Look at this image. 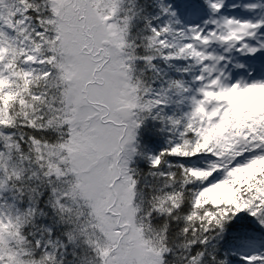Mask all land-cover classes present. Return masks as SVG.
Wrapping results in <instances>:
<instances>
[{
    "label": "snow or ice",
    "instance_id": "snow-or-ice-1",
    "mask_svg": "<svg viewBox=\"0 0 264 264\" xmlns=\"http://www.w3.org/2000/svg\"><path fill=\"white\" fill-rule=\"evenodd\" d=\"M0 264H264V0H0Z\"/></svg>",
    "mask_w": 264,
    "mask_h": 264
}]
</instances>
